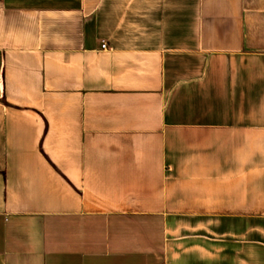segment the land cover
<instances>
[{
	"label": "crops",
	"instance_id": "1",
	"mask_svg": "<svg viewBox=\"0 0 264 264\" xmlns=\"http://www.w3.org/2000/svg\"><path fill=\"white\" fill-rule=\"evenodd\" d=\"M0 264H264V0H0Z\"/></svg>",
	"mask_w": 264,
	"mask_h": 264
},
{
	"label": "built area",
	"instance_id": "2",
	"mask_svg": "<svg viewBox=\"0 0 264 264\" xmlns=\"http://www.w3.org/2000/svg\"><path fill=\"white\" fill-rule=\"evenodd\" d=\"M101 48H103V49L106 48V43H105V42H102V43H101Z\"/></svg>",
	"mask_w": 264,
	"mask_h": 264
}]
</instances>
